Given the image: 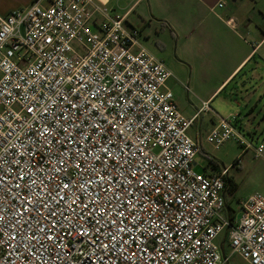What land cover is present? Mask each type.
Here are the masks:
<instances>
[{"label":"built area","instance_id":"1","mask_svg":"<svg viewBox=\"0 0 264 264\" xmlns=\"http://www.w3.org/2000/svg\"><path fill=\"white\" fill-rule=\"evenodd\" d=\"M143 44L101 0L0 14V264H226L223 233L264 264V195L227 213L229 169L198 171L189 134L210 102L186 117ZM217 116L210 145L264 158L236 115Z\"/></svg>","mask_w":264,"mask_h":264},{"label":"crops","instance_id":"2","mask_svg":"<svg viewBox=\"0 0 264 264\" xmlns=\"http://www.w3.org/2000/svg\"><path fill=\"white\" fill-rule=\"evenodd\" d=\"M101 1L108 3L114 16L128 15L130 23V17L140 9L143 18L155 15L171 30L189 32L199 41L200 49L194 58L190 84L194 81L195 88L201 93V105L196 107L192 115H185L186 117L192 118L202 108L203 102H210L213 111L220 114L213 105L228 86L233 84V92L241 94L243 98V102H238V105L241 109L249 110L252 125L258 126L254 132H251V129H248V132L253 136L264 135V129L261 130L264 127V0ZM32 2L34 0H0V14L8 15L16 9L28 7ZM221 2L225 3L224 8H219ZM213 8L215 13L212 12ZM230 20L234 21L233 25L226 22ZM145 44L143 45L154 54L152 47ZM187 86L191 89V85ZM222 100L227 103L226 98ZM211 113H201L202 119L199 121V117L189 130L190 136L202 146L204 136L211 134L218 124L216 115ZM202 155L208 160L202 172L220 173L229 169L228 178L235 182L236 178L230 167L220 166L218 160L204 147ZM229 192L227 190L224 196L227 213L233 216L234 210L227 198Z\"/></svg>","mask_w":264,"mask_h":264},{"label":"rangeland","instance_id":"3","mask_svg":"<svg viewBox=\"0 0 264 264\" xmlns=\"http://www.w3.org/2000/svg\"><path fill=\"white\" fill-rule=\"evenodd\" d=\"M138 9L130 17V21L135 24L142 32V41L146 43L149 47H152L156 57L163 60L166 65L172 70L176 75V79H172L169 82L173 92L176 96V101L183 112L184 115L190 116L196 111V107H200L201 93L195 88V82L193 85L192 79V66L194 64V58L200 49V43L195 38L194 35L186 31H179L178 29L171 30L168 25L164 22L159 21L158 17L155 15L149 18H143ZM145 44V45H146ZM196 78V75H194ZM193 78V80H194ZM191 85V89H187L186 86ZM260 97V95H258ZM222 98L227 99V103L223 102ZM264 98V96H263ZM242 95L233 92V84L228 86L227 90L220 96V98L214 103V108L223 117H229L230 115H236L237 123L236 126L241 132H244L246 139L251 142L254 146H258L264 142V135H254L248 132H254L257 125H252L249 119V110L241 109L238 102L242 101ZM243 102V101H242ZM260 108L257 112H259ZM211 114L216 115L215 111ZM202 118L200 117L199 121ZM219 121V119H218ZM257 124V123H256ZM264 127L261 128L263 130ZM194 135L193 132H191ZM204 149L214 156L220 166L230 167L231 173L237 184V189L235 191H230L227 195L228 201L231 204L234 214L239 217L240 204L245 201L250 195L256 193L264 194V158L257 159L255 157L254 150H244L240 144L234 140L224 144L220 149L214 148L207 142L206 135L203 139ZM199 154L196 158L197 170L202 172L205 165L208 163L207 158ZM241 160L240 164L236 162ZM226 233H223L217 242L219 243L221 249L224 247L225 254L229 257V262L226 264H247L242 260L241 257L231 254L228 242H224Z\"/></svg>","mask_w":264,"mask_h":264},{"label":"trees","instance_id":"4","mask_svg":"<svg viewBox=\"0 0 264 264\" xmlns=\"http://www.w3.org/2000/svg\"><path fill=\"white\" fill-rule=\"evenodd\" d=\"M236 189H237V184L232 179L228 178L227 190L235 191Z\"/></svg>","mask_w":264,"mask_h":264},{"label":"water","instance_id":"5","mask_svg":"<svg viewBox=\"0 0 264 264\" xmlns=\"http://www.w3.org/2000/svg\"><path fill=\"white\" fill-rule=\"evenodd\" d=\"M222 252H223V254H224V255H226V254H225V250H224V247H223V246H222Z\"/></svg>","mask_w":264,"mask_h":264}]
</instances>
